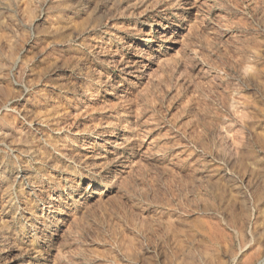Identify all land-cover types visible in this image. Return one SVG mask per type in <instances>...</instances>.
Returning a JSON list of instances; mask_svg holds the SVG:
<instances>
[{"label":"rangeland","instance_id":"rangeland-1","mask_svg":"<svg viewBox=\"0 0 264 264\" xmlns=\"http://www.w3.org/2000/svg\"><path fill=\"white\" fill-rule=\"evenodd\" d=\"M0 264H264V0H0Z\"/></svg>","mask_w":264,"mask_h":264}]
</instances>
